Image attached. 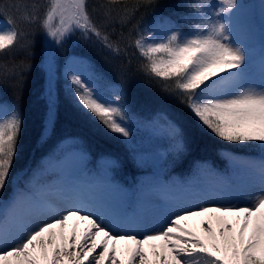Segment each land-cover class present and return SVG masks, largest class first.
<instances>
[{
  "label": "snow or ice",
  "instance_id": "6c2138e0",
  "mask_svg": "<svg viewBox=\"0 0 264 264\" xmlns=\"http://www.w3.org/2000/svg\"><path fill=\"white\" fill-rule=\"evenodd\" d=\"M241 4L182 0L178 20L185 31L172 14L133 22L141 10L160 7V0H102L91 7L89 0H0V57L23 50L43 66L40 141L55 134L62 76L76 109L118 139L134 164L145 155L136 139L140 127L162 136L178 163L189 148L182 123L188 118L221 142L228 165L227 176L205 163L190 177L156 183L148 191L158 200L133 196L145 192L139 185L130 192L118 183L113 173L122 165L109 156L97 172L82 169L85 179L54 182L46 176L49 163H83V153L76 152L79 138L59 142L35 167L18 171L26 117L19 98L11 105L0 102V264H264V55L257 79L247 39L255 25L247 10L240 14ZM260 12L264 19V2ZM125 26L135 35L122 49L124 32L113 36ZM76 34L115 53L133 47L136 71L174 103L166 101L152 117L139 119L124 87L113 86L110 94L101 90L87 58L67 57L61 71L57 54ZM5 67L0 65V82L15 79ZM31 68L27 64L23 72ZM238 169L258 177L243 187L247 202H222L235 190L224 178ZM205 171L216 178L213 183L201 182Z\"/></svg>",
  "mask_w": 264,
  "mask_h": 264
},
{
  "label": "trees",
  "instance_id": "16d2710c",
  "mask_svg": "<svg viewBox=\"0 0 264 264\" xmlns=\"http://www.w3.org/2000/svg\"><path fill=\"white\" fill-rule=\"evenodd\" d=\"M248 1L242 0V3ZM22 2L23 0H3L5 4ZM43 2L44 0H40L41 4ZM101 2L102 0H89L90 7L98 5ZM131 2L132 0H129V3ZM181 2L182 0H160V7L141 10L134 17L133 22L143 16L146 23L156 15L163 13L165 15L172 14L173 19L180 23L178 14H181L182 8H178L177 5ZM0 18L4 19L3 16H0ZM17 19H20L19 14H17ZM21 23L23 27L31 31H37L36 25H29L23 21ZM121 30L125 34L124 38L120 41V47L123 49L129 45L126 39L130 40L135 33L131 30L130 26H125L123 29L117 27V32L113 36V39H117ZM128 31H131V34L127 37ZM37 41L44 48H47V41L43 35H38ZM72 53L81 54L90 59L94 69L99 73L103 81L124 87L135 115H152L164 106L166 101L169 105L174 103L168 101L158 88L150 86L146 82L145 77L136 71L138 59L133 47H127V52L121 51L120 53H115L98 43L84 41L79 34H76L65 44L63 50L58 52L59 68L63 61ZM129 60H131V64H129ZM27 64H32V68L28 72H23V68ZM0 65L8 66L4 68V72L10 73L14 71L16 74L15 79H6L0 82V94L11 102L19 98L18 103L26 117L27 131L22 138L24 150L20 155L19 164L15 166L18 171L20 169L27 171L29 168L35 167L61 140L69 136H77L84 141L93 159V162H90L88 165L87 171L89 174L98 171L97 165L94 162L96 157L105 153H112L115 159L119 160L122 165L113 173L115 180L130 192L134 190L136 185H139L135 180L140 175V171L132 164L133 161L126 152L125 147L117 139H113L111 136L107 137L102 130V126L76 109L73 100L66 94L63 88L64 83L61 77L59 80L61 103L56 131L47 143L40 141L39 129L44 113L42 94L43 66L23 50H19L15 57H0ZM182 123L188 137L189 148L176 164H174L175 158H171L169 155L165 157L163 167L169 170L168 176L179 174L180 178L190 177L194 172V167L200 163H207L218 172L227 176L228 172L226 170L228 165L220 155V152L223 150L221 142L214 140L199 130L188 118H185ZM240 153L248 154L244 152ZM252 154L254 155L255 153ZM139 187L144 188V186ZM136 195H140V193H133V196Z\"/></svg>",
  "mask_w": 264,
  "mask_h": 264
},
{
  "label": "rangeland",
  "instance_id": "374dc122",
  "mask_svg": "<svg viewBox=\"0 0 264 264\" xmlns=\"http://www.w3.org/2000/svg\"><path fill=\"white\" fill-rule=\"evenodd\" d=\"M262 2H264V0H249L246 3H242L241 4V13H240L241 15H243L245 13V11L247 10L252 21H253V23H254V25H255V31H254L253 35L251 37H247V39H248V45H249L250 62H251L253 71H254L257 79H259L261 57H262V55H264V49H262V45H264V33L261 32V25H262V23H264V19H262L261 12H260V5ZM182 12H183V9H181V13ZM158 15H156V16H158ZM155 17H153L150 21H147L146 23L145 22L144 23L148 24V23L152 22V20ZM173 20H174V22H177L175 19H173ZM0 23H3V19H0ZM178 24H179V27L181 29H183L185 31L187 30L182 23L181 24L178 23ZM130 34H131V31L130 32L128 31L127 37ZM126 40L130 44V40H128V39H126ZM80 55L81 54L70 55L69 57L78 56V57L87 58L84 55H81V56ZM87 60L89 61L88 58H87ZM62 67H63V63L60 66L61 71H62ZM90 70L93 71L94 76L97 80V83L100 85L101 90L104 91L105 93L110 94V89L113 86H117V85H113V84H110V83L103 81L100 78V76L98 75V73L95 71V69L93 68L92 64H91ZM61 79L65 85V87L63 85V88L65 90V88H67V84L63 80L62 76H61ZM0 102L7 103L9 105H11L13 103V102L3 98V96L1 94H0ZM153 115L154 114L148 115V116H140V115H136V116L139 119H148V118L152 117ZM105 135L107 137H110L107 134H105ZM72 138H78V137L69 136V137L64 138L63 140H66V139L70 140ZM136 139H137L138 144L140 145V147L144 151L145 155L138 165L134 164L132 162V164L137 169H139V171H140V175L137 177V180H135V181H137L139 186L147 187L145 189V192L142 193L143 195H148L149 198H151L153 200H158L159 197L155 193L149 192L148 189H150V187L152 185H154L156 183L163 182L166 179H169L171 177L180 178L179 174H174V176H168L169 170H166L163 167L165 157L169 155L171 158H174V156L168 151V149H169L168 142L162 136H159V137L154 136L148 129H145L143 127L138 128L137 134H136ZM63 140H61V141H63ZM79 140L81 141V147L82 148L76 149V152L77 153H80V152L83 153V156H84L83 163H81L79 160H73V161L69 162L65 167H60L53 161V162L49 163L46 174L54 173L57 176L56 181H63V182H67V183H75V182H78L82 179H85V176L82 172V169H84L88 166V163H89V160L91 157L89 156V153H87L85 151L86 149L84 147L83 141L80 138H79ZM165 153H167V154H165ZM57 154L59 155V152ZM104 156H109V157L115 159L113 154H110V153L104 154L102 157H104ZM102 157L97 162L98 163V169H99L100 164L102 162ZM203 165L204 164H199L197 166H203ZM195 168H194V170H195ZM170 174H172V172H170ZM215 179L216 178L209 176L206 171L202 172V174H201V182L204 184L213 183ZM224 179L228 182L227 186L231 187V188H235V190L232 192V194L230 196H228V198L226 200H224L222 202H225V203H237L238 202V203L243 204V203L247 202V198L249 195V193L247 191H245V189L243 187L248 185L249 183L255 182L258 179V177H256L255 175H253L252 173H250L246 169H238L232 174V176L230 178L225 177ZM113 195L116 196L117 194L114 193Z\"/></svg>",
  "mask_w": 264,
  "mask_h": 264
},
{
  "label": "bare ground",
  "instance_id": "6f19581e",
  "mask_svg": "<svg viewBox=\"0 0 264 264\" xmlns=\"http://www.w3.org/2000/svg\"><path fill=\"white\" fill-rule=\"evenodd\" d=\"M83 226H84L83 224L80 225L81 229L83 228Z\"/></svg>",
  "mask_w": 264,
  "mask_h": 264
}]
</instances>
